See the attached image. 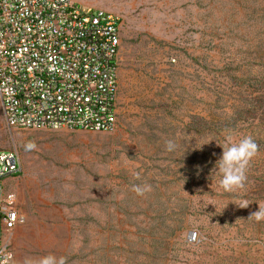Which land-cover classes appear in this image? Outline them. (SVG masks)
<instances>
[{
  "label": "rangeland",
  "instance_id": "374dc122",
  "mask_svg": "<svg viewBox=\"0 0 264 264\" xmlns=\"http://www.w3.org/2000/svg\"><path fill=\"white\" fill-rule=\"evenodd\" d=\"M74 1L120 20L117 126L10 129L0 99V152L22 163L0 181L25 218L14 264H264V0ZM229 135L257 144L232 192L211 174Z\"/></svg>",
  "mask_w": 264,
  "mask_h": 264
},
{
  "label": "built area",
  "instance_id": "2783aa9c",
  "mask_svg": "<svg viewBox=\"0 0 264 264\" xmlns=\"http://www.w3.org/2000/svg\"><path fill=\"white\" fill-rule=\"evenodd\" d=\"M120 20L74 0H0V99L16 130L113 132L119 95ZM22 173L0 152V181ZM25 223L14 193L0 199V264Z\"/></svg>",
  "mask_w": 264,
  "mask_h": 264
},
{
  "label": "clouds",
  "instance_id": "9594fccd",
  "mask_svg": "<svg viewBox=\"0 0 264 264\" xmlns=\"http://www.w3.org/2000/svg\"><path fill=\"white\" fill-rule=\"evenodd\" d=\"M217 146L222 151L211 174L219 176V186L226 192L243 188L246 181L247 165L257 154V144L248 136L233 142L232 137L229 135L225 143ZM165 148L169 152L174 151L176 148L175 142L173 140H166ZM147 190V185L133 186V191L138 195H143ZM236 206L239 208H247L249 205L247 202H244L242 205ZM253 218L256 220L264 219V208L258 205V210L251 213L248 219ZM25 264H65V262L63 257L57 258L55 255L49 254L41 257L38 261L28 258L25 260Z\"/></svg>",
  "mask_w": 264,
  "mask_h": 264
}]
</instances>
